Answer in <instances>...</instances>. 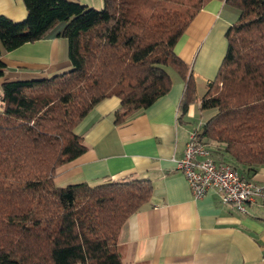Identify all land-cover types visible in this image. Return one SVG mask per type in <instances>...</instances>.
Here are the masks:
<instances>
[{"label": "trees", "instance_id": "1", "mask_svg": "<svg viewBox=\"0 0 264 264\" xmlns=\"http://www.w3.org/2000/svg\"><path fill=\"white\" fill-rule=\"evenodd\" d=\"M27 15H0V57L60 31L70 69L4 82L0 107V264H124L117 250L128 218L152 194L146 179L91 187L54 185L55 169L86 151L77 127L102 100L117 97L123 123L171 87L188 67L174 47L211 0H22ZM240 11L226 53L199 98L190 77L180 108L215 110L199 136L217 163L251 180L264 166V0H221ZM5 65L0 59V77Z\"/></svg>", "mask_w": 264, "mask_h": 264}, {"label": "crops", "instance_id": "2", "mask_svg": "<svg viewBox=\"0 0 264 264\" xmlns=\"http://www.w3.org/2000/svg\"><path fill=\"white\" fill-rule=\"evenodd\" d=\"M70 1L90 5L89 0ZM96 3L100 6L102 0ZM0 15L19 22L27 11L22 0H0ZM239 17L238 9L209 1L174 47L188 75L182 78L170 70L168 93L121 124L114 122L118 98L100 101L76 129L86 151L54 171L57 187L149 180L148 202L128 218L118 239L124 264H264V204L255 199L242 213L220 202L213 191L194 200L177 168L190 133L209 119L200 120L196 129L189 116L198 103L181 112L186 80L194 82L199 101L226 53V31ZM63 27L61 23L43 39L2 53L0 97L4 82L46 78L70 69L68 41L59 35ZM250 179L264 184V166Z\"/></svg>", "mask_w": 264, "mask_h": 264}, {"label": "built area", "instance_id": "3", "mask_svg": "<svg viewBox=\"0 0 264 264\" xmlns=\"http://www.w3.org/2000/svg\"><path fill=\"white\" fill-rule=\"evenodd\" d=\"M198 131L190 133L183 155L177 161L192 198L198 200L213 191L220 202L242 213H246V204L255 199L264 204V184L244 179L228 164L214 161Z\"/></svg>", "mask_w": 264, "mask_h": 264}, {"label": "rangeland", "instance_id": "4", "mask_svg": "<svg viewBox=\"0 0 264 264\" xmlns=\"http://www.w3.org/2000/svg\"><path fill=\"white\" fill-rule=\"evenodd\" d=\"M97 1L98 0H89L88 2L90 5H88V6L94 8V9L100 10L102 8V4L100 6L96 5V4H98V3H96ZM194 109H195L194 114L192 116H189L190 117L189 122L191 123L190 125L196 129L199 128L198 122L200 120L206 121L208 118H210L211 116H213L215 114V110H200L197 105L194 106Z\"/></svg>", "mask_w": 264, "mask_h": 264}]
</instances>
